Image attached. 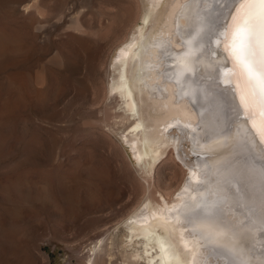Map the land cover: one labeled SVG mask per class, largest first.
Listing matches in <instances>:
<instances>
[{
	"label": "rangeland",
	"instance_id": "374dc122",
	"mask_svg": "<svg viewBox=\"0 0 264 264\" xmlns=\"http://www.w3.org/2000/svg\"><path fill=\"white\" fill-rule=\"evenodd\" d=\"M101 1L0 0V264H90L98 240L188 177L172 149L147 181L123 138L129 123L109 120L112 65L148 3L113 0L109 12H125L109 29L99 26L109 14L93 15ZM191 149L185 138L188 162ZM110 253L94 264H123L119 248Z\"/></svg>",
	"mask_w": 264,
	"mask_h": 264
},
{
	"label": "bare ground",
	"instance_id": "6f19581e",
	"mask_svg": "<svg viewBox=\"0 0 264 264\" xmlns=\"http://www.w3.org/2000/svg\"><path fill=\"white\" fill-rule=\"evenodd\" d=\"M142 1L148 3L139 18L142 23L112 65L115 103L109 120L113 118L116 126L129 123L123 138L132 146L147 181L172 149L187 166L188 177L171 199L162 193L160 198L150 197L149 203L119 222L107 238L96 240L90 247L94 257L89 262L94 264L116 246L123 264H218L208 248L227 253L242 264H264V143L247 120L234 122V113L226 104L221 111V106L213 103L224 97H212L207 89L224 93L223 87L199 83V79L215 78L217 69L229 64L223 51L212 47L211 37L207 50H215L216 59H199L205 49L193 47L198 34L207 31L204 13L213 5L205 0ZM113 2L101 1L93 12L99 20L110 15L107 26L100 20L103 28L113 29L116 16L125 12L122 7L109 12L107 6ZM74 18L70 20L75 27L81 26ZM181 40L190 46L187 53ZM198 68L202 69L199 73ZM188 77L192 82L182 95ZM230 121L234 126L226 135ZM174 128L182 136L173 134ZM185 138L196 142V163L181 154ZM201 157L207 158L206 164L200 162ZM193 206L209 208L215 216L195 225L198 233L211 239L210 244L194 236L186 224V210Z\"/></svg>",
	"mask_w": 264,
	"mask_h": 264
},
{
	"label": "snow or ice",
	"instance_id": "6c2138e0",
	"mask_svg": "<svg viewBox=\"0 0 264 264\" xmlns=\"http://www.w3.org/2000/svg\"><path fill=\"white\" fill-rule=\"evenodd\" d=\"M213 5L212 10L206 11L207 31L198 34L193 45L195 49H205L200 53L199 59L206 56L216 59V51H209V37L214 49L221 50L228 59V66H220L217 76L209 81L225 89L224 93H217L211 87L207 89L212 97L222 96L224 99L213 101L221 106L227 105L234 113V122L247 120L253 131L264 143V0H205ZM230 17V20H229ZM185 53L189 51V44L181 40ZM197 60V64L199 63ZM202 69H197L199 73ZM171 78V77H168ZM192 78L185 80V92ZM230 89V91H229ZM235 97V99H233ZM203 99V97H201ZM191 102V100H190ZM233 124L229 125L230 134ZM187 128V125L184 126ZM186 134V138H187ZM178 138V137H177ZM195 140L191 141L192 153H196ZM206 157H201L200 162L206 164ZM196 163V161H192ZM185 221L192 228L194 236H200L211 243L210 238H205L196 231L198 220L215 219L209 208L197 210L194 206L186 210ZM208 251L218 260V264H242L229 254L214 248Z\"/></svg>",
	"mask_w": 264,
	"mask_h": 264
}]
</instances>
